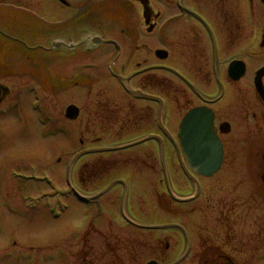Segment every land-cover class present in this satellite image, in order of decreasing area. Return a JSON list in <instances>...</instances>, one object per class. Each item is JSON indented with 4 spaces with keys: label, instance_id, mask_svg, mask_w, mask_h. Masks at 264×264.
Returning <instances> with one entry per match:
<instances>
[{
    "label": "flooded vegetation",
    "instance_id": "flooded-vegetation-1",
    "mask_svg": "<svg viewBox=\"0 0 264 264\" xmlns=\"http://www.w3.org/2000/svg\"><path fill=\"white\" fill-rule=\"evenodd\" d=\"M31 1L33 4L24 7L37 16L26 15L32 22L42 24L38 15L56 12L57 6V15L64 10L72 30L65 24L57 49L64 45L72 53L74 40L81 45L70 71H76L85 84L77 81L66 86L68 101L61 119L72 132L74 121L66 117L65 110L77 105L73 90L87 98L90 109L84 113L79 107L78 120L87 115L85 132L78 137L82 150L105 146L99 144L107 138L118 142L147 140L112 155L87 152L80 159L81 188L74 186L75 175L70 176L71 185L94 204L91 212L81 205L88 220L77 231L82 238L80 255L84 254L80 264H95L89 259L93 253L97 260L104 253L112 255V264H117L122 245L127 247L132 264H249L235 261L228 253V229L232 231L228 157L236 161L241 156L243 177L247 167L253 166L254 180L264 188V95L258 94L250 77L264 67V0H55L57 5L51 0ZM101 12L110 14L109 28L102 32ZM6 18L20 27L19 32L28 34L31 22L22 27L16 22L18 16ZM0 23L7 21L2 17ZM120 23L128 26L119 29ZM50 29L51 34H57L56 25L50 24ZM86 33L91 36L85 37ZM155 35L160 45L153 48ZM7 39L22 40L19 34ZM97 39L102 40L100 45L95 43ZM53 44L49 50L54 49ZM157 50L163 51L162 58ZM109 59L113 61L109 63ZM234 60L246 64V74L237 81L227 75ZM3 66L1 73L7 71V64ZM104 76L115 83H101ZM120 78H128L127 86ZM262 82L264 91V77ZM23 90L22 86L17 88L9 108L15 105L23 109ZM12 92L0 83V104L8 101ZM198 108L206 109L202 119L213 116L212 131L223 146L221 168L212 177L189 169L180 143L183 120ZM89 124H97V132L89 131ZM199 137L209 136H195ZM183 166L200 186V194L189 202H178L170 193L179 198L196 193V185ZM159 213L162 222H152ZM192 216H196L195 222L185 223L184 219ZM259 230L263 229L255 232ZM237 233L231 232L229 242L236 240L241 250L247 249L246 230L239 237ZM121 236L128 239L122 242ZM94 237L102 239L101 248L90 246Z\"/></svg>",
    "mask_w": 264,
    "mask_h": 264
},
{
    "label": "rangeland",
    "instance_id": "rangeland-1",
    "mask_svg": "<svg viewBox=\"0 0 264 264\" xmlns=\"http://www.w3.org/2000/svg\"><path fill=\"white\" fill-rule=\"evenodd\" d=\"M51 3L58 4L55 0H51ZM26 4H33V2L31 0H0V7L7 8L2 10L9 12L15 8L27 11L24 7ZM56 9V12L40 13L38 18L48 24L58 25L57 33L59 34L66 32L67 21L64 10L61 11L60 16L56 14L59 7L57 6ZM101 13L99 15L102 17H99V20L105 21L104 25L100 26L102 32L109 28L110 18H105L108 17L107 12ZM75 17L76 14H73L72 18ZM94 17H92L93 20ZM25 21L31 22L27 18ZM95 23L97 25L98 21ZM0 26L8 31L4 23H0ZM119 26L121 29L127 27L128 24L120 23ZM67 28L72 30V26L67 25ZM23 36L22 40L26 45L22 41V43H15L0 35V70L4 69L3 63L7 64V71L4 70L3 73L0 71V83L9 86L13 91L8 101L0 104V110L11 106V101L17 97L15 95L19 86L24 89L23 109L20 106L16 109L14 108L16 106L12 105L8 108L7 115L0 113V208L2 211L0 264H80L84 254L80 255L82 238L77 231L84 227L88 214L86 216L83 208L75 199L71 198L66 201L64 197H61L59 201L55 196L58 191L67 190L65 164L73 153L82 149L78 137L79 133L85 132L86 122L84 120H87V115H84L85 118L73 122L72 137L71 139L66 137L63 128L69 127L61 119V113L68 99L61 90L67 88L65 84L70 81L71 76L76 80L72 81V84L79 81L78 73L70 71L74 55L68 51L66 55L60 57L45 55L38 58L43 51L36 47L38 42L45 40L43 38L45 34H41L38 27L34 26L28 29V34ZM57 36L53 34V37ZM90 36L85 35V37ZM153 39V48L159 46V41L156 44V35ZM9 44L17 46L14 53L4 52ZM72 44L73 48L79 46L77 40H74ZM54 51L53 53H56ZM111 61L113 60H108L109 63ZM107 77H102L101 83H115L111 79L107 80ZM248 81H250L249 78ZM79 82L85 84L82 80ZM91 83L90 81L89 84ZM35 87L41 89L43 102L42 100L35 101L37 99L33 96ZM73 102L82 107L84 113L90 109L87 98L77 90H73ZM91 128L95 132L98 130L97 124L92 126L89 124V131ZM115 143L118 141L107 138L99 145ZM88 146H91V142ZM80 159L75 161L71 169V175H75L74 186L78 188H81L79 184ZM243 164L245 163L241 156L237 157L236 161L228 157V175L225 174L228 176V216L232 231H237L239 237L243 230H246L249 242L247 249L241 250V244H238L236 240L229 242L232 231L228 229L230 235L228 248L231 251L228 253L232 254L237 262L264 264V188L259 187L255 182L253 166L247 167V176L243 177L241 173ZM29 168H37L40 174L42 172L43 175L53 179L56 188L51 189L45 187L44 184L24 183L12 176V171L29 173ZM154 176L157 180L160 178L159 174H154ZM94 188L96 187H92L90 191H94ZM157 191L160 192V189L158 188ZM66 204L69 209L65 211ZM50 206H55L59 210L61 213L59 218L53 219L50 216L48 211ZM159 214L160 216L153 217L152 222H162V213ZM193 219H196V216L186 217L184 221L188 224L195 222ZM257 228L263 230L255 232ZM127 239L126 236H121L122 242ZM101 240L99 237L91 238L90 246H93L94 250L101 248ZM93 254L89 256V259L95 264L96 262L97 264H112V255L104 253L103 258L97 260V256ZM129 256L127 247L122 245L121 258L117 264H132Z\"/></svg>",
    "mask_w": 264,
    "mask_h": 264
},
{
    "label": "water",
    "instance_id": "water-1",
    "mask_svg": "<svg viewBox=\"0 0 264 264\" xmlns=\"http://www.w3.org/2000/svg\"><path fill=\"white\" fill-rule=\"evenodd\" d=\"M157 56L159 57V58H162V56H163V51H161V50H158L157 52ZM235 64H237V63H234L233 65H235ZM262 75H260V77H261ZM259 90L261 91V87L259 86ZM78 114H79V109L77 108V107H75V106H69L68 108H67V116H69V117H71L72 119H76L77 118V116H78ZM184 143H186V148L190 151V152H192L191 151V147L193 146V141H190V140H184L183 141ZM189 142L191 143V146H190V144H189ZM132 145H134V144H128V145H124V146H120V147H103V148H97V149H93V151H95V152H112V151H116V150H120V149H124V148H128V147H131ZM183 146H184V144H182ZM219 145V144H218ZM184 147V148H185ZM84 152H81L79 155H77V157H79V156H81L82 154H83ZM188 155V154H187ZM190 158H189V160L190 161H192V159H196V156H193V155H190L189 156ZM194 157V158H193ZM192 158V159H191ZM198 158V157H197ZM194 159V160H195ZM199 159V158H198ZM198 173H200V174H205V175H211V174H213L215 171H216V168L214 169V170H212V171H209V170H205V171H202V170H196ZM149 264H155V262H150Z\"/></svg>",
    "mask_w": 264,
    "mask_h": 264
},
{
    "label": "bare ground",
    "instance_id": "bare-ground-1",
    "mask_svg": "<svg viewBox=\"0 0 264 264\" xmlns=\"http://www.w3.org/2000/svg\"><path fill=\"white\" fill-rule=\"evenodd\" d=\"M12 50V49H11Z\"/></svg>",
    "mask_w": 264,
    "mask_h": 264
}]
</instances>
